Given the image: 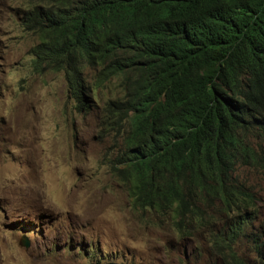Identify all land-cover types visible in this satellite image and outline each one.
<instances>
[{
    "label": "trees",
    "instance_id": "trees-1",
    "mask_svg": "<svg viewBox=\"0 0 264 264\" xmlns=\"http://www.w3.org/2000/svg\"><path fill=\"white\" fill-rule=\"evenodd\" d=\"M28 1L36 63L83 109L116 87L106 123L131 130L110 170L132 209L202 232L181 264H264V221L247 210L248 173L264 171V0Z\"/></svg>",
    "mask_w": 264,
    "mask_h": 264
},
{
    "label": "rangeland",
    "instance_id": "rangeland-1",
    "mask_svg": "<svg viewBox=\"0 0 264 264\" xmlns=\"http://www.w3.org/2000/svg\"><path fill=\"white\" fill-rule=\"evenodd\" d=\"M28 8L0 0V264H181L202 232L192 239L166 221L153 226L111 173L131 130L128 119L106 123L103 104L118 98L116 87L83 109L61 72L36 63L38 36L22 22ZM248 179L256 195L247 210L264 221V171Z\"/></svg>",
    "mask_w": 264,
    "mask_h": 264
},
{
    "label": "water",
    "instance_id": "water-1",
    "mask_svg": "<svg viewBox=\"0 0 264 264\" xmlns=\"http://www.w3.org/2000/svg\"><path fill=\"white\" fill-rule=\"evenodd\" d=\"M20 245L23 246L25 249H27L29 247V242L26 239H22L20 241ZM89 264H119L116 262H109V263H99V262H95V263H89Z\"/></svg>",
    "mask_w": 264,
    "mask_h": 264
}]
</instances>
